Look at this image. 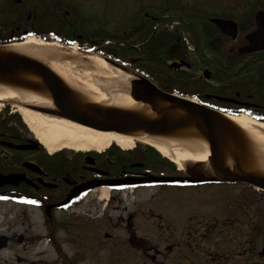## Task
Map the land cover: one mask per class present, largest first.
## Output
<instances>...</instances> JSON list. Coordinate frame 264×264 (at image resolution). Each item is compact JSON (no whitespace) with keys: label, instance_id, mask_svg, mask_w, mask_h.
<instances>
[{"label":"flooded vegetation","instance_id":"obj_1","mask_svg":"<svg viewBox=\"0 0 264 264\" xmlns=\"http://www.w3.org/2000/svg\"><path fill=\"white\" fill-rule=\"evenodd\" d=\"M161 1H166L164 7L155 6L159 4L155 0L148 6L152 12L146 11L139 24L134 25L143 31L134 33L140 44H133L136 40L130 43L128 37L122 45L126 51L128 47L134 51L147 47V57L123 58L117 63L143 78L146 77L134 69L152 67L167 87L175 85L174 90L159 87L162 91L264 123V0ZM137 21L131 20L122 35H128V28ZM216 22H223V28ZM27 23H31L30 14ZM21 29H13L10 39L40 33L37 29L17 33ZM56 33L59 40L75 41L85 51L109 52L107 38L98 43L93 36L85 41L81 31L71 35L58 30ZM147 59H153V65L146 64ZM9 145L27 149L16 150ZM56 154L47 157L45 148L27 133L12 128L0 130V173L24 178L19 185L0 188V197H6L0 200L38 214L46 231L28 238L2 234L0 238H6V246L0 253L11 246L23 247V256L32 260L29 257L35 254L36 264H264V238L260 242L256 238L260 229L264 231V217L257 225L252 217H246L250 219L246 222L233 221L234 214L224 221L204 222L196 221L199 210L181 211L184 202L206 200L202 188L253 186L213 181L209 168L207 174L196 166L182 173L174 172L173 167L165 172L150 168V163L128 159L117 166L106 158L111 168L116 167L106 171L98 168L101 157L91 152L74 154L71 160L75 166L64 170L55 161L68 153ZM111 154L110 150L107 155ZM152 177L191 181L138 185ZM90 182L111 187L101 208L88 200L92 194L99 197L101 187L77 193L79 187ZM126 182L132 185L119 186ZM168 187L195 192L177 199L178 196L164 194ZM152 191L153 195L143 198L144 193ZM72 193L77 194L63 204ZM21 200H34L37 204Z\"/></svg>","mask_w":264,"mask_h":264},{"label":"rangeland","instance_id":"obj_2","mask_svg":"<svg viewBox=\"0 0 264 264\" xmlns=\"http://www.w3.org/2000/svg\"><path fill=\"white\" fill-rule=\"evenodd\" d=\"M16 1L17 0H0V39L2 40L7 38L10 39L12 30L17 26H21L22 28L17 33H22L29 29L40 30L39 34L42 33L40 39L46 41L53 40L51 38L53 36L51 35H57V30L59 33L68 35L76 31L78 33L81 31V37H83L85 41H87V37L93 36V39L101 43L102 39L107 38L108 40L106 39L107 41L105 44L110 43L108 50L116 52L122 58L129 59L131 57L141 56L142 59H145L146 52L148 51L147 47H144L142 51L135 50L137 51L135 52L131 47H128L129 50L126 51L122 45L124 44V39L128 37L131 38L128 40L130 43L138 40V37L134 33L138 32L140 34L143 31L140 30V28L134 27V25L139 24V21L143 18V14L146 13V11L152 12L148 6L150 7L151 3L155 0H22V4H17ZM158 2L159 4L155 6H165L164 4L166 1L162 2L158 0ZM29 14L31 16L30 24L27 23ZM65 15H68V17ZM133 19H138V21L133 23V27L130 26L128 28V35H122L124 31L127 30L128 25L132 24L131 20ZM103 34L107 35V37L101 36ZM136 41L133 42V44H140V41ZM81 52L88 53L87 50ZM151 62L153 65V59L150 61L149 59H147V61L145 60L146 64ZM150 69H152V67H150ZM16 110L14 104L5 105L0 112V125L5 123L7 124V128H12L21 133H27L29 138L36 140L34 133L24 123L22 116L17 113ZM37 142L39 143V141ZM148 147L147 145L138 143L130 151H124L117 146H113L105 153L100 154L94 151H91V153H95V155L101 157L99 158L98 168H103L106 171H111L116 168L115 165L111 168L110 164L106 162V158L114 161L117 166L120 165L122 160L128 159L132 162L150 163V168H159L161 171L165 172H168V169L172 167L176 173L185 171H180L179 166L163 157L155 149ZM147 149L151 151L149 152ZM110 150L112 154L107 155ZM136 150L137 152L134 153ZM145 150L148 153L142 154ZM45 151L47 157L52 158L55 156V154L50 156L46 149ZM63 153H68V156H62L59 160L57 159L55 161L56 165L64 170L71 169V166H75V162L72 161L71 158L74 157V154L78 153L71 150H63ZM106 155L108 157H106ZM142 157H144V160H142ZM139 158L140 160H138ZM194 166L204 170L206 174L209 172L206 165L191 164L187 165L186 168ZM184 189L185 188L180 187H168L164 191V194H172L173 196H178L177 199H180L181 196L185 194H192L195 192L194 189ZM201 190L205 192L203 193L206 196L204 202L201 203L190 200V203L184 202L183 208L181 209V211H185L186 208L193 212L199 210L197 211L198 214H195L197 218L196 221H224L231 214H234L233 221L246 222L250 221V219L246 217H252L255 225H257V221L258 223L263 222L264 192L261 190L258 191L256 188L245 185L205 187ZM147 193H144L145 195H143V198L153 195V191ZM92 195V198L90 197V199H88H92L89 204L92 203L93 206H100V208L109 198V194L106 197L102 191L97 198L95 197L96 194ZM128 202L131 201L128 200ZM45 232L38 214H33L30 211L27 212L23 208H19L17 204L9 201L0 200V235L5 234L12 237L24 236L28 238L44 234ZM256 238L257 241L260 242L262 238H264V231L260 229L259 235H256ZM29 258H32V260L23 256V247L11 246L7 251L0 253V264H36L37 261L34 260L35 254ZM44 259L48 260L46 257Z\"/></svg>","mask_w":264,"mask_h":264},{"label":"water","instance_id":"obj_3","mask_svg":"<svg viewBox=\"0 0 264 264\" xmlns=\"http://www.w3.org/2000/svg\"><path fill=\"white\" fill-rule=\"evenodd\" d=\"M21 3L22 0H17ZM223 28L221 23L216 22ZM20 43L12 42L0 45V84L22 89L47 97L52 101L53 109L33 108L49 117L65 119L78 125L105 133H114L138 139L140 136L168 139H199L209 146L210 158L206 165L210 168L216 182L246 183L264 190V174L251 170L254 161V149L249 137L227 116L207 106L182 99L158 88L147 78L103 57L113 66L130 73L131 96L136 102L143 103L151 114L118 108H106L87 102L82 95L71 89L58 75L43 63L4 47ZM16 150H26V146L9 145ZM23 176H4L0 173V188L19 185ZM191 180L178 178H147L138 185L179 184ZM121 183L119 186H131ZM110 186V185H107ZM99 187L88 183L77 189V193ZM77 193H72L65 203ZM6 238H0V249L4 248Z\"/></svg>","mask_w":264,"mask_h":264},{"label":"bare ground","instance_id":"obj_4","mask_svg":"<svg viewBox=\"0 0 264 264\" xmlns=\"http://www.w3.org/2000/svg\"><path fill=\"white\" fill-rule=\"evenodd\" d=\"M5 51L24 55L49 67L71 89L78 92L90 104L106 108H118L151 114L143 103L131 96L133 76L109 62L97 53H83L78 45L68 46L54 40L45 41L29 37L20 43L4 47ZM14 104L24 123L34 133L37 141L48 154L71 150L77 153L91 151L104 153L112 146L124 151L132 150L138 143L147 145L163 157L179 166L208 165V144L199 139H168L129 136L105 133L87 128L65 119L49 117L33 108L53 109L50 99L37 93L0 84V112L5 105ZM250 139L255 155L251 170L264 174V123L248 115L227 116ZM107 197L110 188H101Z\"/></svg>","mask_w":264,"mask_h":264},{"label":"trees","instance_id":"obj_5","mask_svg":"<svg viewBox=\"0 0 264 264\" xmlns=\"http://www.w3.org/2000/svg\"><path fill=\"white\" fill-rule=\"evenodd\" d=\"M35 35H39V33H34ZM25 37H20L18 39V41H22L24 40ZM10 42V39L7 38V39H0V45L1 44H6ZM75 41H72L70 42L71 44L74 43ZM106 57L110 60H113L115 62H119L121 59H123L121 56H119L116 52H113V51H109L107 54H106ZM150 61V60H149ZM135 72L143 75L144 77L148 78L150 81H152L153 83L157 84L160 88L166 90V89H175L173 88L174 86H168L163 82L162 79H159L155 76L154 74V71L152 69H149V68H144V69H140V70H136L134 69ZM7 124L3 123L0 125V130L2 129H7ZM149 148V147H148ZM149 152L151 151L150 149H147ZM147 151L145 150L142 154H145ZM148 153V152H147ZM146 157V155H145Z\"/></svg>","mask_w":264,"mask_h":264},{"label":"snow or ice","instance_id":"obj_6","mask_svg":"<svg viewBox=\"0 0 264 264\" xmlns=\"http://www.w3.org/2000/svg\"><path fill=\"white\" fill-rule=\"evenodd\" d=\"M0 199H6V197H0ZM20 202L33 204V205L37 204V202L34 200H21Z\"/></svg>","mask_w":264,"mask_h":264}]
</instances>
